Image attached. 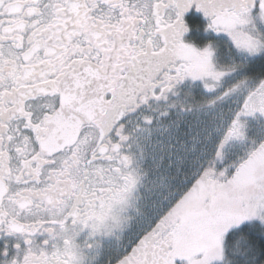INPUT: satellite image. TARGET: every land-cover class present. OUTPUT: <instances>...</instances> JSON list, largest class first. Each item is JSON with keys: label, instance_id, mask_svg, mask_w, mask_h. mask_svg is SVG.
I'll return each instance as SVG.
<instances>
[{"label": "snow or ice", "instance_id": "snow-or-ice-1", "mask_svg": "<svg viewBox=\"0 0 264 264\" xmlns=\"http://www.w3.org/2000/svg\"><path fill=\"white\" fill-rule=\"evenodd\" d=\"M0 264H264V0H0Z\"/></svg>", "mask_w": 264, "mask_h": 264}]
</instances>
